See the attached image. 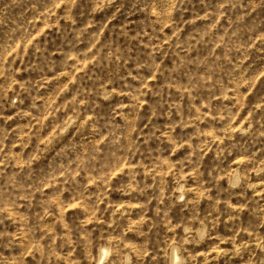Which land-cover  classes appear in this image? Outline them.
I'll use <instances>...</instances> for the list:
<instances>
[{
  "label": "rangeland",
  "instance_id": "rangeland-1",
  "mask_svg": "<svg viewBox=\"0 0 264 264\" xmlns=\"http://www.w3.org/2000/svg\"><path fill=\"white\" fill-rule=\"evenodd\" d=\"M0 264H264V0H0Z\"/></svg>",
  "mask_w": 264,
  "mask_h": 264
}]
</instances>
